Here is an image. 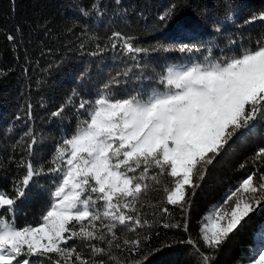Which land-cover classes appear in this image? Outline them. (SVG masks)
I'll return each instance as SVG.
<instances>
[{
    "label": "trees",
    "instance_id": "obj_1",
    "mask_svg": "<svg viewBox=\"0 0 264 264\" xmlns=\"http://www.w3.org/2000/svg\"><path fill=\"white\" fill-rule=\"evenodd\" d=\"M173 6L171 20H160ZM260 13L264 0H0V191L15 195L14 184L25 174L22 163L31 161L43 169L14 210L0 212L19 229L41 222L62 178L61 172L49 171L56 167L55 150L86 118L79 107L82 101L94 102L113 80L119 81L110 84L117 98L148 94L162 88L159 78L171 65L190 66L205 57L221 59L255 48L264 38V22L245 21ZM117 32L120 38L113 36ZM125 41L144 51L128 52ZM33 137L36 143L29 149ZM261 149L264 115L251 122L250 130H238L212 163L203 166V179L194 177L198 187L186 186L184 210L167 203L164 189L172 187L173 178L157 176V184L150 177L159 170L150 169L148 189L137 209L151 227L130 231L118 225V239L111 246L104 230V241L75 238L67 247L91 264H201L193 245L179 243L190 236L201 252L213 257L210 264H249L264 231V204L245 217L219 249L204 245L200 228L244 178L251 174L259 182L264 176V157L257 155ZM185 220L187 232L163 227ZM96 223L100 228L101 222ZM145 235L151 239L144 241ZM138 236V251L124 245L125 239ZM89 244L105 252L97 254ZM50 255L45 264L58 258ZM70 264L79 261L73 256Z\"/></svg>",
    "mask_w": 264,
    "mask_h": 264
},
{
    "label": "snow or ice",
    "instance_id": "obj_2",
    "mask_svg": "<svg viewBox=\"0 0 264 264\" xmlns=\"http://www.w3.org/2000/svg\"><path fill=\"white\" fill-rule=\"evenodd\" d=\"M173 15L174 6L160 20L170 21ZM231 18L229 13L228 19ZM257 21L264 22V13L254 14L245 23ZM113 36L120 38L121 34ZM124 46L130 53L144 51L127 41ZM112 83L119 81L106 84L94 102L80 103L86 118L57 146L52 159L56 167L49 171L61 172L62 178L37 226L19 229L4 212L14 210L33 177L43 169H37L31 161L22 163L25 174L14 184L15 195L0 191V209L4 210L0 212V264H45V260H52L50 254L58 257L54 264H70L73 256L79 264H91L74 248L67 247L68 241H104L106 230L111 246L118 239V225L130 231L151 227L137 209L148 189L150 169L159 170L150 177L157 184V176L166 174L173 178L172 187L164 189L167 203L184 210L188 202L186 186L198 187L194 177L203 179V166L212 163L238 130H250L251 122L264 115V38L255 48L239 55L205 57L203 62L190 66H169L158 81L162 88H154L148 94L117 98L110 90ZM62 111L63 108L53 115ZM35 143L33 137L29 149ZM257 155L264 157V149ZM137 170L139 175H135ZM223 204L227 211L217 206L205 218L207 222L201 224L200 237L210 249H219L244 218L264 204V176L259 182L251 174L244 178ZM97 221L101 222L100 228ZM163 227L188 231L187 220L183 225L164 223ZM150 239L148 235L143 237L144 241ZM259 241L250 264H264V231L259 234ZM123 243L138 251L141 238L125 239ZM179 243L193 245L201 264H210L213 259L201 252L190 236ZM115 246L121 247L119 243ZM89 247L97 254L105 252L97 245Z\"/></svg>",
    "mask_w": 264,
    "mask_h": 264
},
{
    "label": "rangeland",
    "instance_id": "obj_3",
    "mask_svg": "<svg viewBox=\"0 0 264 264\" xmlns=\"http://www.w3.org/2000/svg\"><path fill=\"white\" fill-rule=\"evenodd\" d=\"M171 66H178V65H171ZM215 208H217V207H214L213 209H215ZM213 209H212V210H213ZM212 210H211L210 212H212ZM220 210H221V211H227V208H226L224 205H221V206H220ZM210 212H209V213H210ZM209 213L207 214V216L209 215ZM207 216H206V217H207ZM206 222H207V221L205 220V223H206ZM222 223H223V222H222ZM255 253H256V252H255ZM255 253H254V255H255ZM249 264H250V263H249Z\"/></svg>",
    "mask_w": 264,
    "mask_h": 264
}]
</instances>
